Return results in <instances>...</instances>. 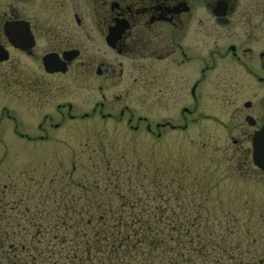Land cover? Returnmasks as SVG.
<instances>
[{
    "label": "flooded vegetation",
    "instance_id": "1",
    "mask_svg": "<svg viewBox=\"0 0 264 264\" xmlns=\"http://www.w3.org/2000/svg\"><path fill=\"white\" fill-rule=\"evenodd\" d=\"M235 6L234 0H0V74L10 77L4 85L13 84L1 87L13 104L1 105L0 123L10 122L21 139L45 140L67 120L126 117L130 128L145 124L160 137L211 118L223 124L220 114L211 116L210 101L212 90L219 100L228 87L231 99L227 93L222 99L234 97L238 105L225 114L240 120L238 138L249 152L247 142L264 124V46L257 45L264 7L235 20ZM133 86L145 108L168 104L175 114L153 128L147 116L131 126Z\"/></svg>",
    "mask_w": 264,
    "mask_h": 264
},
{
    "label": "rangeland",
    "instance_id": "2",
    "mask_svg": "<svg viewBox=\"0 0 264 264\" xmlns=\"http://www.w3.org/2000/svg\"><path fill=\"white\" fill-rule=\"evenodd\" d=\"M234 2L238 14L235 20L245 19L243 16L251 15L252 11L260 12L255 5L264 7V0ZM257 45L262 48L264 39ZM9 78L0 74V90L1 87L13 85L10 82L6 85L2 83ZM241 83L245 85L247 78L242 77ZM228 91L226 87V91L221 93L222 98L227 93L230 97L227 95L226 99H231ZM212 93L215 96L212 95L210 101L211 116L220 114L218 117L223 124H215L216 120L211 118V124L202 123L195 130L166 129L159 138L156 133H149L145 124H140L136 130L130 128L126 117L121 120L103 119L100 116L83 121L67 120L45 140L21 139L12 133L13 125L10 122L2 121L0 219H10L9 224L19 223L17 228L32 233L34 227L27 224L31 220L49 219L52 215L50 210L53 211L57 204H53L54 198L61 191L69 196L77 195L81 193V188L76 186L79 180L88 183L95 181L105 189L106 193L102 196L113 200L110 193L114 190V184H106L105 180L109 176L113 178L118 172L127 173L134 181L139 175L135 169L140 166L149 175L157 173V183L163 187L164 196L169 198L171 194L168 192L176 193L177 197L172 194L174 207L181 206L177 214H183L184 210L188 216L194 217L195 205H200L205 207L208 214H217L224 219L225 213L232 210L230 214L238 218L236 225L241 226L242 232L246 227L262 232L257 218L264 211V174L253 165L251 149L246 152L245 141L238 138L240 120L225 114L227 109H233L238 103H232L234 97L227 102L222 98L218 100L219 92L212 90ZM71 97L67 95V100H71ZM129 97V107L134 115L131 126H135L136 117L147 116L153 121V128L154 123L163 121V116L175 114L176 107L168 104L145 108L138 87H132ZM246 98L245 95L241 100ZM9 104L12 105L13 100L0 94V107H10ZM119 109L116 105L115 115H118ZM84 111H90V108H84ZM36 121L38 118L33 120L34 123ZM201 129L205 134H200L203 132ZM232 136L238 139V144L233 143ZM247 143L250 146V140ZM240 144L244 145L242 150L239 149ZM124 176L128 177L126 174ZM198 214L206 216L203 210Z\"/></svg>",
    "mask_w": 264,
    "mask_h": 264
},
{
    "label": "trees",
    "instance_id": "3",
    "mask_svg": "<svg viewBox=\"0 0 264 264\" xmlns=\"http://www.w3.org/2000/svg\"><path fill=\"white\" fill-rule=\"evenodd\" d=\"M136 171L134 181L118 172L105 180L113 200L99 183L79 180L81 193L56 195L51 217L27 224L32 233L1 217L0 264H264V211L262 232H242L232 210L224 219L200 205L194 217L177 214V195L164 196L157 173Z\"/></svg>",
    "mask_w": 264,
    "mask_h": 264
},
{
    "label": "water",
    "instance_id": "4",
    "mask_svg": "<svg viewBox=\"0 0 264 264\" xmlns=\"http://www.w3.org/2000/svg\"><path fill=\"white\" fill-rule=\"evenodd\" d=\"M253 163L264 171V126L252 139Z\"/></svg>",
    "mask_w": 264,
    "mask_h": 264
}]
</instances>
